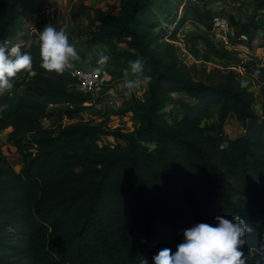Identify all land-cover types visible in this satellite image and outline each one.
Masks as SVG:
<instances>
[{"label":"trees","instance_id":"1","mask_svg":"<svg viewBox=\"0 0 264 264\" xmlns=\"http://www.w3.org/2000/svg\"><path fill=\"white\" fill-rule=\"evenodd\" d=\"M214 1L172 16L173 0H120L117 13L89 8V22L67 31L76 65L87 66L102 46L95 61L110 76L105 88L133 73L130 62L143 61L147 89L126 108L139 125L122 132L72 121L91 108L89 92L67 69L42 67L39 42L22 32L33 0H0V42L32 56V68L13 78L18 97L0 94V133L9 130L0 144V264H152L159 248L175 250L183 229L217 215L245 220L246 260L264 264V66L254 59L264 0H252L247 18L233 22L231 50L222 48L247 53L239 65L261 89L260 113L235 72L196 75L177 55L189 23L211 45ZM101 55L110 57L104 65ZM170 105L180 106L172 120ZM54 117L57 126L43 124ZM228 123L241 133L226 139ZM13 151L19 171L8 160Z\"/></svg>","mask_w":264,"mask_h":264},{"label":"rangeland","instance_id":"2","mask_svg":"<svg viewBox=\"0 0 264 264\" xmlns=\"http://www.w3.org/2000/svg\"><path fill=\"white\" fill-rule=\"evenodd\" d=\"M52 1L57 6V12L49 20H45L40 26H45L48 23L55 26L57 29L64 28L65 31L75 29L78 25H86L89 22V8H101L109 13H117L120 8V0H33L27 11L23 14V33L29 34L31 28L34 27L35 21L29 14L33 11L34 6H38L42 2ZM198 5V0H173L172 16H178L187 13H192L194 8ZM211 9L219 14L226 16L231 24V32L234 30L233 22L242 21L251 13L253 1L252 0H216L208 5ZM167 32L172 29L171 24L161 23ZM202 32L201 27L189 23L180 33L179 41L175 42L177 47V55L179 59L187 66L196 67V75H200L202 69L206 72H211L220 69L223 72L233 71L237 74V78L242 85L248 86L256 95V112L261 111L262 94L260 87L252 80H250L244 73H240V62L247 58V53L243 49H236L230 54L222 52V45L216 43L205 44L196 39V36ZM210 39L212 37L210 36ZM227 49V48H225ZM231 50V49H228ZM104 49L101 45H96L94 51L88 55L87 66L98 70L101 75V81L95 90L89 92L91 108L80 113L72 121L83 120L89 121L93 124H98L99 128L103 130L128 132L139 125L138 117L131 110H126L130 104L138 102L142 94L147 89V79L141 76L143 81L141 87L134 89L131 95H125L126 89L121 85L128 79H135L136 74L131 73L123 76L112 82V85L105 88L101 84L108 82L110 76L108 73L95 61V56L102 53ZM222 53L224 58H222ZM254 59L264 66V33H260L254 40ZM216 76V75H215ZM21 92V88L14 90L8 89L0 94H8L13 99H16ZM170 120L177 116L180 112V106L170 105ZM126 110V111H125ZM69 120L64 118L62 123ZM215 121V119L213 120ZM45 126H57L60 121L54 119H44ZM225 136L227 138H234L241 133V128L238 123H228L225 128ZM9 130H4L0 133V144H7V136ZM8 160L12 167L19 171L22 167L21 155L13 151L8 155Z\"/></svg>","mask_w":264,"mask_h":264},{"label":"clouds","instance_id":"3","mask_svg":"<svg viewBox=\"0 0 264 264\" xmlns=\"http://www.w3.org/2000/svg\"><path fill=\"white\" fill-rule=\"evenodd\" d=\"M39 48L42 67L57 73H62L69 61L78 56L65 29H57L50 23L39 31ZM109 59V56L101 55L98 63L104 65ZM130 66L136 78L128 79L121 85L126 89L125 95H131L143 83L140 78L144 71L143 61L138 58L130 62ZM31 68L32 56L23 52L21 45L9 46L7 42H0V92L12 89L13 78L21 70ZM249 231L251 229L242 217L229 219L217 215L212 223L197 222L183 229L182 240L175 246V250L161 247L151 261L152 264H248L244 253V238ZM261 247L264 249V245Z\"/></svg>","mask_w":264,"mask_h":264},{"label":"built area","instance_id":"4","mask_svg":"<svg viewBox=\"0 0 264 264\" xmlns=\"http://www.w3.org/2000/svg\"><path fill=\"white\" fill-rule=\"evenodd\" d=\"M57 12V6L52 1H46L40 3L35 10H33L29 16L35 21L34 27L31 28V32L28 34V43L31 41L39 42V30L37 28L38 23H44L45 20H49ZM44 27V26H43ZM213 32L211 34L212 44H220L223 48L231 49L230 46V36L231 24L229 19L222 15L216 14L212 18ZM240 73H244L242 67L240 66ZM70 74L78 80V89L82 92H91L95 90L100 81V72L89 66H79L69 61V65L65 68Z\"/></svg>","mask_w":264,"mask_h":264},{"label":"crops","instance_id":"5","mask_svg":"<svg viewBox=\"0 0 264 264\" xmlns=\"http://www.w3.org/2000/svg\"><path fill=\"white\" fill-rule=\"evenodd\" d=\"M260 33H264V32H260ZM260 33H259V34H260Z\"/></svg>","mask_w":264,"mask_h":264}]
</instances>
